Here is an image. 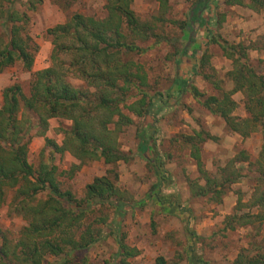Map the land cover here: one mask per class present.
I'll return each instance as SVG.
<instances>
[{"label": "rangeland", "instance_id": "374dc122", "mask_svg": "<svg viewBox=\"0 0 264 264\" xmlns=\"http://www.w3.org/2000/svg\"><path fill=\"white\" fill-rule=\"evenodd\" d=\"M159 1L131 0V8L142 22L153 23L162 14ZM196 1L167 0L168 10L162 14L165 22L161 27L160 23L157 24V32L169 40L160 43H155L154 38L138 41L137 44L145 51L131 56L146 72L145 90L153 96L155 105L150 115H131L133 122L129 126L116 128L114 124L108 125L116 132L119 150L130 156L128 161L115 164H106L101 158L80 161L69 151L53 152L46 139L61 145L62 131L71 126V120L50 118L47 128L42 131L36 125L39 122L37 115L20 105L18 115L26 119L25 125H30L25 138L27 160L34 169L41 162L55 165L63 191L69 190L77 200H81L86 185L96 176L105 174L113 179L116 175L113 180L125 207L119 210L112 204L93 206L85 221L99 228L102 236L88 249L74 253L73 261L86 259L92 264H124L122 257L117 256L118 240H122L139 251L136 256L126 259L128 264H153L157 256H163L168 264H232L240 251L264 238V222L233 229L226 228L224 224L225 217L237 211L238 199L242 201L241 212L259 211L250 204L264 190V179L258 170L263 144L260 130H250L247 136L232 131L221 117L211 113L189 91H182L175 83L182 77L205 96L217 95L213 83L204 78V75L211 74L221 80L224 89L231 88L226 76L231 62L216 43L204 48L207 38L200 21L193 23L191 28H181L182 23L189 19ZM104 4L105 0H41L34 9L17 5L16 9L26 13L25 32L35 46L34 61L29 71L17 62L0 72V106L5 87L18 84L23 94L29 96L33 72L51 65L53 45L48 28L64 23L74 13L104 18ZM199 15L210 20L213 32L221 39L229 43L256 45L258 49L249 51V62L257 71L262 70L263 12L239 5H225L223 0H217L211 7L201 10ZM178 47L185 48L186 54L175 56ZM199 59L204 65L200 74H196L193 65ZM69 81L76 87H84L82 81ZM233 99L238 105L233 115L238 119L246 118L248 112L243 95L235 93ZM139 129L151 143L145 153L138 149ZM197 133L203 140L196 137ZM188 136L194 137L199 146L207 172L214 175L224 169L230 177H235L234 171L241 173L236 182L223 187L219 200L210 196H194L190 191L189 181L197 179L201 183V180L190 153L192 145L186 140ZM240 151L245 152L247 161L240 160L243 159ZM156 157L160 158L162 170L169 178L161 186V194L168 199L165 205L156 197L148 196L157 178ZM16 188L5 190V202L0 206V245L5 238L14 242L20 229L27 224L25 217L14 212L10 205ZM46 196V192H41L37 198L44 200ZM56 260L57 257L46 255L43 263L52 264Z\"/></svg>", "mask_w": 264, "mask_h": 264}, {"label": "trees", "instance_id": "16d2710c", "mask_svg": "<svg viewBox=\"0 0 264 264\" xmlns=\"http://www.w3.org/2000/svg\"><path fill=\"white\" fill-rule=\"evenodd\" d=\"M40 2L0 0V72L17 62L25 70H31L35 46L25 32L26 13L16 8L20 4L25 9H34ZM215 2L217 0H197L189 19L182 23L181 28H191L193 23L200 21L207 38L204 48L216 43L231 62L226 74L231 88L224 89L221 80L211 74L204 75V78L213 83L217 95L205 96L182 77L176 79L175 83L182 91H189L211 113L221 117L232 131L247 136L250 130H260L263 144L258 170L264 179V67L257 71L249 62V51L258 49L256 45L229 43L221 39L213 32L210 20L199 15L201 10ZM159 3L162 14H165L168 10L167 0H160ZM223 3L244 6L264 14V0H223ZM104 8V18L74 13L64 23L47 29L53 45L51 65L33 72L29 96L23 94L18 84L7 86L2 91L0 206L5 202V190L16 186L10 205L14 212L25 217L27 224L20 229L14 242L4 239L0 245V264H44L46 255L58 258L52 264H92L86 259L73 261L74 253L88 249L102 236L99 228L85 221L88 213L96 204H112L119 210L125 207L113 180L116 175L113 179L105 174L96 176L86 185L84 197L77 200L69 190L60 188L55 165L41 162L37 169L32 168L27 160L25 139L30 125H25L26 119L18 115L20 105L34 112L39 121L36 125L42 131L47 128L50 118L71 120V126L62 131L61 145L46 139L53 152L69 151L80 161L101 158L106 164L129 160L130 156L119 150L116 132L108 125L114 124L116 128L129 126L133 122L131 115L144 117L151 114L155 101L145 90L146 72L131 56L145 51L137 44L138 41L154 38L155 43H160L169 39L157 32V24L160 23L161 27L165 22L162 14L156 18V22H142L132 11L131 0H105ZM185 51V48L178 47L174 55H185ZM203 65L201 59L193 65L196 74ZM69 79L82 81L84 87L72 85ZM235 93H241L244 97V107L248 112L246 118L238 119L233 115L238 106L233 99ZM137 133L138 149L142 153L149 151L151 143L143 130L139 129ZM196 137L203 140L199 133ZM186 140L192 145L190 153L196 162L198 179L201 180V183L197 179L189 181L191 193L219 200L223 187L236 182L241 173L234 171L235 177H230L222 169L219 173L210 174L203 166L194 137L188 136ZM239 155L243 158L240 160L247 161L244 151H240ZM155 162L157 178L148 196L156 197L165 205L168 199L161 194V186L169 178L162 170L159 157ZM41 192H46L44 200L37 198ZM241 205L242 201L238 199L237 211L225 217L226 228L245 227L256 222L263 224L264 190L250 204L258 212H241ZM138 253L135 247L118 240L117 256L122 257L124 264H128L127 258ZM153 264L168 262L163 256H157ZM232 264H264V238L240 251Z\"/></svg>", "mask_w": 264, "mask_h": 264}, {"label": "water", "instance_id": "95a60500", "mask_svg": "<svg viewBox=\"0 0 264 264\" xmlns=\"http://www.w3.org/2000/svg\"><path fill=\"white\" fill-rule=\"evenodd\" d=\"M192 14V13H191Z\"/></svg>", "mask_w": 264, "mask_h": 264}]
</instances>
